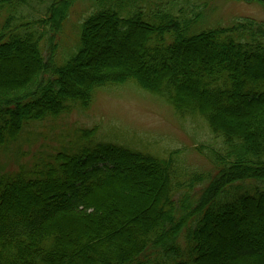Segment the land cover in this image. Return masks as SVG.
I'll return each mask as SVG.
<instances>
[{"label":"trees","instance_id":"1","mask_svg":"<svg viewBox=\"0 0 264 264\" xmlns=\"http://www.w3.org/2000/svg\"><path fill=\"white\" fill-rule=\"evenodd\" d=\"M85 1L0 0V264H264V20L204 26L193 0H88L58 62ZM130 82L208 130L214 173L69 122ZM40 136L51 151L24 165L20 143Z\"/></svg>","mask_w":264,"mask_h":264},{"label":"rangeland","instance_id":"2","mask_svg":"<svg viewBox=\"0 0 264 264\" xmlns=\"http://www.w3.org/2000/svg\"><path fill=\"white\" fill-rule=\"evenodd\" d=\"M193 1L197 5L200 4L207 12L204 26L228 25L243 17L264 20V8L256 3L233 0ZM87 5L88 0L74 4L70 13V20L65 23L64 30L60 35L58 62L61 61V55H64L73 46L74 38L78 32L77 25L81 21L80 19H83V15L80 14L89 12V6ZM35 7L39 9V7ZM35 13L39 14L38 11ZM203 25L202 27H204ZM200 26L201 24H199ZM39 29L40 31L43 30L42 27ZM41 47L43 56L46 58L49 51L46 40H42ZM125 59H128V57L125 56ZM69 122L72 125L84 123L89 127L98 124L100 127L98 138H112L125 143V145L132 146V144H135V147L138 144L140 149L148 145L151 150L155 148L157 151L164 152V154L178 149L181 152L180 164L184 167V170H189L190 176L196 172L203 175L212 174L216 170L210 157L212 154L209 152L216 141L212 139V135L208 133V130H205L201 124L196 125L189 118L185 120L178 117L168 103L160 97L138 88L132 82L99 91L91 109L86 113L74 110L69 117ZM20 144L26 151L31 152L23 155L20 161L24 165H30L34 162L35 156L41 152L51 151L49 146L53 144V141L40 136L32 146L27 145L25 142ZM18 167L19 164L11 160L8 162L6 170L14 171ZM205 186V182H197L190 191L191 200L188 199L186 202L195 205ZM181 193L178 192L175 200H181ZM178 204L180 205V203Z\"/></svg>","mask_w":264,"mask_h":264}]
</instances>
